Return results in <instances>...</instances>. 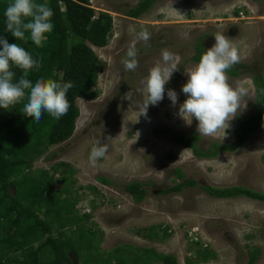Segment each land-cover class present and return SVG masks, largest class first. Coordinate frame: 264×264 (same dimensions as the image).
Wrapping results in <instances>:
<instances>
[{"label":"rangeland","instance_id":"rangeland-1","mask_svg":"<svg viewBox=\"0 0 264 264\" xmlns=\"http://www.w3.org/2000/svg\"><path fill=\"white\" fill-rule=\"evenodd\" d=\"M137 2L89 0L92 9L108 13L113 20L108 45L92 48L98 60V96L76 101L79 117L72 137L48 148L32 163L28 174L46 171L54 189L60 190L62 174L52 166L65 163L74 170L65 179L73 181L68 187L78 200L76 213L88 214L87 226L102 234L100 249L95 241L88 244L90 248L78 244V260L70 255L75 264H84L102 250L120 244L174 255L177 264H249V252L257 248L253 264H264V203L211 198L198 186L165 194L180 182L178 169L185 179L198 184L244 186L264 194V126L241 149L215 158H198L191 149L173 141L176 134L195 133L201 137L197 145L204 150L211 142L232 144L238 119L255 110L254 77L261 76L264 81V0H156L142 16L126 17L123 11ZM144 29L151 34L150 46L137 42L139 66L127 71L121 61ZM218 32L237 46L238 64L244 66L229 82L247 89L246 107L230 122L222 139L200 135L195 118L188 125L179 114L186 99L181 91L187 81L185 71L196 64L195 45L208 42L210 48ZM165 48L180 56L183 70L175 71L165 85L164 99L149 105L147 116H138L146 98L143 81ZM168 89L177 93L176 105L169 100ZM98 140L107 145V152L92 164L89 155ZM99 177L112 180V186L98 182ZM131 182L142 183L147 192L141 203L122 191ZM89 186L95 187L96 194L87 189ZM151 226L159 233L166 231L169 237L151 241L136 233Z\"/></svg>","mask_w":264,"mask_h":264},{"label":"trees","instance_id":"trees-1","mask_svg":"<svg viewBox=\"0 0 264 264\" xmlns=\"http://www.w3.org/2000/svg\"><path fill=\"white\" fill-rule=\"evenodd\" d=\"M156 0H138L123 11L129 18H138L149 11ZM11 0H0V37L9 43H17L40 60L39 69L29 73V79L49 78L59 82L73 83L67 98L70 108L66 115L55 119L47 112L36 122L23 113L24 101L9 108H0V264H75L71 253L78 260V244L90 248L96 242L100 249L101 232L87 226L88 214L76 213L77 199L72 197L65 175L72 176L74 170L65 163L52 166L62 174V187L55 190L49 173L41 171L29 176L32 163L48 148L68 141L74 131L79 110L78 99L94 100L99 73L98 60L92 48H104L113 29L111 15L97 12L89 0H48L53 10L51 33L46 34L42 47H37L26 34L25 40H15L6 30L4 11ZM43 2V0H39ZM193 61H199L205 50L201 41L196 45ZM244 66L236 63L227 75L238 76ZM16 78L22 74L12 69ZM255 110L246 118H239L232 144L211 142L209 149L197 145L201 137L195 133L176 134L173 141L192 150L198 158H215L220 153L235 152L264 126V81L254 77ZM59 167L63 168L59 172ZM67 168V171H65ZM177 182L165 194L181 193L196 187L215 199L246 198L264 203V194L244 186L217 187L185 179L181 169L176 170ZM98 182L112 186L113 181L99 177ZM96 194L95 187L87 188ZM122 191L129 194L135 203H141L147 192L142 183L125 184ZM62 196V197H61ZM136 233L151 241H164L169 237L166 231L159 233L155 226ZM90 244V245H88ZM89 246V247H88ZM259 250L249 252V264L256 260ZM79 264V261H78ZM84 264H177L171 254L157 252L153 248H140L120 244L109 251L91 257Z\"/></svg>","mask_w":264,"mask_h":264},{"label":"clouds","instance_id":"clouds-1","mask_svg":"<svg viewBox=\"0 0 264 264\" xmlns=\"http://www.w3.org/2000/svg\"><path fill=\"white\" fill-rule=\"evenodd\" d=\"M53 14L48 0H11L4 11L6 30L15 40H25L27 34L37 47H42L46 34L54 27ZM214 37L215 43L202 53L198 63L185 71L187 81L181 91L186 99L179 106V114L188 125L195 118L200 135L222 139L230 122L246 107L247 89L231 84L227 75L241 59L237 46L223 33L218 32ZM150 38L151 34L144 29L130 43L126 58L121 61L127 71H135L139 66L137 42L150 46ZM180 59L166 48L161 50L160 60L149 69L143 81L146 98L138 116H147L149 105L155 106L164 99L165 85L178 70ZM40 66V60L24 47L0 37V108L7 109L24 101V115L36 122L44 112L55 119L67 114L70 108L67 93L73 83L49 78L29 79L30 71ZM13 68L22 71L19 78ZM167 96L176 105L177 93L168 89ZM106 152L107 145L98 140L91 149L90 162L95 164Z\"/></svg>","mask_w":264,"mask_h":264},{"label":"flooded vegetation","instance_id":"flooded-vegetation-1","mask_svg":"<svg viewBox=\"0 0 264 264\" xmlns=\"http://www.w3.org/2000/svg\"><path fill=\"white\" fill-rule=\"evenodd\" d=\"M215 43V42H214ZM203 44V46H204V48L205 49H208L209 47H208V42H205V43H202ZM195 63H198L197 61H195ZM183 69L180 67V65L178 66V72L180 73L181 71H182ZM242 70V69H241ZM176 71V72H177ZM176 72L173 74V77H174V75L176 74ZM239 72H240V70H239ZM178 75V74H177ZM176 75V76H177ZM240 74H238V76H239ZM229 76V78H231V79H233V78H236V77H238V76H230V75H228ZM173 84H169V86H172Z\"/></svg>","mask_w":264,"mask_h":264}]
</instances>
